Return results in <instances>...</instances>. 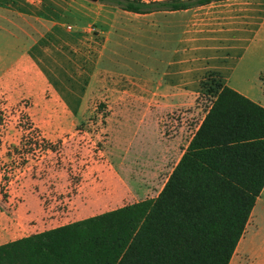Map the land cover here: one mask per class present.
Segmentation results:
<instances>
[{"label": "rangeland", "instance_id": "obj_1", "mask_svg": "<svg viewBox=\"0 0 264 264\" xmlns=\"http://www.w3.org/2000/svg\"><path fill=\"white\" fill-rule=\"evenodd\" d=\"M43 1L49 3L51 37L53 31L59 30L64 46L50 50L48 58L42 56L40 74L30 73L17 79L0 73L2 226L14 219L13 211L28 192L41 198L47 210L60 213L62 219L59 216L50 227L74 221L66 214L71 202L84 191L106 183L114 192L116 188L111 183L121 175L129 186L127 204L157 197L204 118L211 100L208 91H216L222 83L218 74H207L193 93V103L169 112L149 104L147 99L153 96L151 85L167 68L170 54L166 51L219 38L225 35V29L242 21L264 20V0H233L189 11L146 15L125 12L100 1ZM58 18L60 25L52 27ZM96 63L102 72L123 71L129 77L127 92L141 94L146 100L131 96L122 105L108 102L103 94L98 98L96 91L90 89L91 68ZM262 76L242 92L264 105ZM141 79L150 86L145 93L137 92L145 85ZM138 122L147 125V131L136 132L134 143L126 151L125 139L131 137ZM155 123L161 127V138ZM122 125L130 129H123ZM157 141L167 146L163 147L167 151L164 161ZM45 150L49 153L44 159L34 160ZM25 155L31 160H26ZM261 199L235 255L238 264H249L248 243L251 247L260 242L253 237H264V192Z\"/></svg>", "mask_w": 264, "mask_h": 264}, {"label": "trees", "instance_id": "obj_2", "mask_svg": "<svg viewBox=\"0 0 264 264\" xmlns=\"http://www.w3.org/2000/svg\"><path fill=\"white\" fill-rule=\"evenodd\" d=\"M224 1L100 0L139 15ZM217 88L157 197L1 245L0 264H230L264 191V107Z\"/></svg>", "mask_w": 264, "mask_h": 264}, {"label": "crops", "instance_id": "obj_3", "mask_svg": "<svg viewBox=\"0 0 264 264\" xmlns=\"http://www.w3.org/2000/svg\"><path fill=\"white\" fill-rule=\"evenodd\" d=\"M230 1L233 0L219 3ZM49 10V3L43 0H28L26 2L0 1L1 75L9 78L14 76L17 79H21L24 75L28 76L30 73L40 74V67L43 63L42 56L48 58L50 50L56 51L64 46L65 39L60 36L59 30L57 33L53 31L51 37ZM59 19L53 22L52 27L56 28L60 25ZM37 33L40 34V38H37ZM224 33L225 35L219 38L204 39L198 44L194 43L195 45L187 43L178 50L166 51V53L170 54V58L166 62L167 68L160 71L158 77L154 79L151 85L153 96L147 99L150 100L149 104L163 107L164 112L174 110L178 106L191 104L194 100L193 93L199 89L200 82L205 79L207 74L216 73L221 78L224 86L241 93L264 107L263 104L242 92L249 90L251 84L261 80L262 75H264V20L260 23H253L252 21L245 23L242 21L236 24L234 28L225 29ZM108 41L109 39L106 40V42ZM34 59H40V61L36 60L37 62L35 63ZM91 69L90 89L96 91L98 98L101 99L100 95L103 94L108 102L124 105L130 100L131 96L132 98L135 96L127 92L129 90L127 88L129 77L123 71L106 70L102 72L98 70L97 63L96 67ZM141 81H144L145 85L142 88L139 87L140 89L138 88L137 92L145 93L147 87L150 86L147 80L141 79ZM140 95L138 94L135 97H138V100H146L144 99L145 97ZM205 115L204 112V118ZM155 125L157 124L155 123ZM121 127L130 129L128 125H122ZM133 128L131 137H126L123 144L126 151L134 143L136 132L147 131V125H144L143 122H138ZM152 128L155 127L152 126ZM157 129L159 132L158 137L161 138L162 134L159 124ZM65 133L70 132H64L63 134ZM194 135L186 145L182 156ZM157 144L160 146L159 152H164L163 147H167L165 142L157 141ZM48 153L49 150L42 151L39 155L34 156V160L44 159ZM165 154H167V151L162 154L163 161L165 160ZM25 158L28 161L31 160L29 155H25ZM113 182L111 184H114L116 188L114 192L110 191L111 185L110 189H108L106 183H104V185L101 184L96 189L90 188L78 195L71 202L70 211L66 214L67 218L74 220L71 223L129 205L126 203L129 186L124 176H118ZM102 186L107 189H103ZM26 194L22 203L16 208L15 212L13 211L14 219L9 222L10 224L8 226L0 225V246L67 225L50 227L52 223L57 221L59 216V219H62L61 215H59L60 213L47 210L43 205V200L35 194L31 192ZM261 196L255 209L259 202L262 201ZM21 232H25L24 235H18ZM253 238H259L260 242L251 247H249L250 242L248 243L247 248L251 253L249 264H264V237ZM243 239L244 236L230 264H238L235 262V255L239 251Z\"/></svg>", "mask_w": 264, "mask_h": 264}, {"label": "water", "instance_id": "obj_4", "mask_svg": "<svg viewBox=\"0 0 264 264\" xmlns=\"http://www.w3.org/2000/svg\"><path fill=\"white\" fill-rule=\"evenodd\" d=\"M92 2H98V1H100V0H91Z\"/></svg>", "mask_w": 264, "mask_h": 264}]
</instances>
